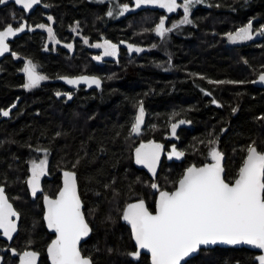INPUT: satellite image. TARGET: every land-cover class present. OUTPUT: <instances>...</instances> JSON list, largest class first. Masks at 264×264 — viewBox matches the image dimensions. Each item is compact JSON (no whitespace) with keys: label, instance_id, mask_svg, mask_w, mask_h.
Segmentation results:
<instances>
[{"label":"trees","instance_id":"1","mask_svg":"<svg viewBox=\"0 0 264 264\" xmlns=\"http://www.w3.org/2000/svg\"><path fill=\"white\" fill-rule=\"evenodd\" d=\"M49 2L60 33L67 29L69 35L73 27L94 41L101 31L121 50L115 64L108 60L101 68L78 51L74 55L47 53L40 49L41 40L35 33L14 42L12 52L19 47L27 61L41 59L51 77L89 73L103 79L101 89L79 88L66 102L54 94L70 90L53 82L55 78L25 94L19 89L25 78L15 72L12 53L1 62L0 109L18 98L11 116L0 120V184L21 215L13 249L17 253L35 250L40 254L38 264H49L45 250L50 235L44 225L41 197L31 201L25 182L29 163L44 157L43 152L35 151L41 147L50 153L43 194L55 195L61 186V171L73 170L76 164L85 214L94 209L95 216L86 214L92 231L84 242L83 254L91 255L94 264H150L145 254L139 261L127 255L134 246L129 228L119 218L123 206L147 195L140 179L147 178V172L133 164V139L137 137L129 138V130L134 112L142 101L145 122L138 138L144 136L146 142L153 138L164 143L165 149L171 123L190 121L177 127L174 140L185 155L171 162L163 158L158 168L156 175L163 177V185L176 182L188 166L204 163L209 140L218 141V150L226 155L227 178L233 179L246 155L244 149L253 141L264 147V90L252 83L264 72V38L260 46L231 47L220 35L251 18L257 19L255 26L264 24V0H203L192 8L193 24L182 25L176 28L178 32L173 30L163 38L154 31L158 12L139 10L107 18L102 5L90 0ZM10 20L6 6L0 8V28ZM129 44L143 51H129ZM209 80L244 83L216 85ZM27 241L32 248H24ZM5 245L0 239L2 264L16 261L5 252ZM255 255L245 248L214 247L201 250L187 264H255Z\"/></svg>","mask_w":264,"mask_h":264},{"label":"snow or ice","instance_id":"2","mask_svg":"<svg viewBox=\"0 0 264 264\" xmlns=\"http://www.w3.org/2000/svg\"><path fill=\"white\" fill-rule=\"evenodd\" d=\"M203 0H183L179 4L177 0H135V7L153 4L166 9L168 13L175 12L178 8L183 9L180 20L174 21L171 28L166 27L167 17L161 16L154 31L161 37L181 25L193 24L190 18L192 8ZM8 0H0V5L7 4ZM16 5H22L24 9H33L40 0H14ZM130 10L127 3L121 4L114 9H109L107 15L112 17L114 12L119 15ZM48 20L54 18L48 16ZM26 22L20 23L19 27H13L8 23L0 30V55L10 50L8 38L16 36L25 30ZM37 28H46L48 38L55 40L54 29L50 25L38 24ZM229 41H251L255 36L264 37V24L258 29L253 27V20L237 28L235 32L226 33ZM59 41H57L58 43ZM87 43V38H85ZM123 43V41L121 42ZM103 48V56H116L118 45L105 40L103 43L94 45ZM72 48V44L67 45ZM155 47V45H153ZM129 51L141 52L142 48L128 45ZM13 56L17 53L13 52ZM102 56L95 57L101 60ZM22 71L27 76L25 89L38 87L41 81L48 79L36 71V65L28 60ZM70 85H80L84 82L89 87L101 86V79L95 76H79L75 78L63 77ZM259 82H264V72L258 77ZM257 81H252L256 83ZM210 84L244 83V81H212ZM211 96V92L205 93ZM59 96L60 93H57ZM71 99V93H67ZM212 103L216 104L215 99ZM15 107V105H13ZM236 109H233L235 112ZM0 114L8 117L10 110L0 109ZM145 109L143 102L139 103L138 113L131 124L129 135H139L144 124ZM190 121L179 120L171 123V134L176 136V129L180 124ZM57 136L61 133L57 132ZM203 143V142H202ZM208 156L211 163L202 166L192 164L185 169L179 180L174 184L173 190L161 189L159 184L152 183L151 187L158 190L159 195L155 200L154 211H150L146 202L138 198L135 202L127 203L122 210V219L131 226V235L135 241L136 251L127 253L133 260L139 261L141 250H147L151 254V264H187L185 258L196 252L201 246L224 243L228 245H250L262 250V254L254 257L258 264H264V148L258 146L255 141L249 144L244 151L241 165L236 176L229 180L226 170L222 165L223 153L216 145L218 141L209 140ZM164 146L155 141L140 143L135 148L136 164L145 165L149 171L156 175L157 165L160 162L161 152ZM37 152H43L44 158L30 162L31 175L27 180L31 188L32 196L43 192L41 177L48 172L49 149L38 147ZM184 152L172 146L169 159L173 156L183 157ZM79 160H77V164ZM63 171V186L59 189L55 198L44 194L43 200L46 206L44 219L47 227L55 234L47 246V254L51 264H94L91 255H84L81 249V241L88 237L92 228L85 214V205L78 191L77 173L74 170ZM107 187V185L105 186ZM20 213L16 211L6 194L4 185H0V229L3 236L9 240L17 232V221ZM111 219V217H109ZM31 243V241H29ZM13 254L16 249H11ZM19 264H37L40 255L37 251L24 250L19 253ZM2 259V258H0Z\"/></svg>","mask_w":264,"mask_h":264},{"label":"flooded vegetation","instance_id":"3","mask_svg":"<svg viewBox=\"0 0 264 264\" xmlns=\"http://www.w3.org/2000/svg\"><path fill=\"white\" fill-rule=\"evenodd\" d=\"M50 0H40V3L38 4V5H35L34 7H33V9H32V11L30 12V14H27V10L26 9H24V8H19L18 7V5H16L15 3H10V4H8V5H6V8L8 7H14L15 9H17L19 12H20V14L23 16L22 17V22L23 21H27L28 23H27V32L26 33H24L23 35H21L20 37H18V38H16L14 41H12L11 43H10V46L14 43V42H16V41H18L22 36H24V35H26V34H33V33H35L36 35H37V37L41 40V42H40V44H39V47H40V49H42V50H45V51H47V53H51V54H56L58 51H63L64 52V54H67L68 52H70V54L71 55H74L75 54V52L76 51H78V49H79V42H78V40H76L78 43L76 44V42L74 41V40H71V41H69L65 36H60V35H58L59 34V31L58 30H56V27H55V14H54V12H53V9H52V6H51V4H50V2H49ZM94 2V1H93ZM116 2V1H115ZM179 4H180V2H181V0H178L177 1ZM95 4H101L102 5V7H103V14H104V16L105 17H107V18H117L115 15H116V12H114V15L112 16V17H109L108 15H107V12L109 11V9H114L113 8V6H112V4H114V3H112L110 0L109 1H107V0H103V1H100V2H94ZM117 3L118 4H124V3H121L119 0H117ZM116 3V4H117ZM130 3H131V6H132V10L131 11H128V13H130V12H132V11H138V8H136L135 7V5L131 2V0H130ZM149 11H153V10H149ZM154 12H158V14H159V16H165V17H167V18H170V17H173V16H176V15H178L179 13H180V9L178 8L177 9V11L175 12L176 14L174 15V14H166V13H164V12H160V11H154ZM13 17H15V14H13L12 15ZM48 16H52L53 18H54V20H52V21H49L48 20ZM121 17V16H120ZM29 20V21H28ZM32 20H34L35 21V23H31L32 22ZM251 20H253V27H254V23H255V20H257L256 18H251ZM22 22H20V23H22ZM248 22V21H247ZM247 22L245 23V24H247ZM20 23L19 24H17L16 26H14V27H19V25H20ZM35 24H46V25H50L53 29H54V32H55V36H56V39L55 40H50L49 38H48V33H47V29L46 28H44V29H42V28H39V29H34L33 28V25H35ZM244 24V25H245ZM241 26H243V25H241ZM240 26V27H241ZM29 27V28H28ZM255 28V27H254ZM256 29V28H255ZM45 36V38H43L42 36ZM255 37H258V36H255ZM260 39L262 38L261 36L259 37ZM77 39V38H76ZM57 41H59L58 43H57ZM108 41H110V40H108ZM253 41H255V39L253 38V40H251V41H246V43H250V42H253ZM68 44H72L73 45V47L72 48H68L67 47V45ZM20 44L18 43V46H19ZM238 45H240V44H238ZM248 45H250V44H247L246 46H248ZM12 48V47H11ZM120 50H121V48L120 47H118V50H117V54H119L120 53ZM88 51H93L92 49H89L88 48ZM11 53H13L12 52V50H11ZM15 53H17V56L16 57H14L12 60H13V62L15 63V72L19 75V74H22L23 76H24V78H25V81L27 80V76H26V74L22 71V69H23V67H24V65L27 63V61L25 62V61H22L21 60V52H20V49H19V47H18V51H16ZM117 56V55H116ZM116 56H113V57H111V59L110 58H108V59H105L104 61H107V60H115L116 59ZM4 59V58H3ZM3 59H1L0 60V74H1V72H2V69H3V66H2V61H3ZM32 62H33V64L34 65H36V71L38 72V73H40V74H42V75H45V76H47L48 78H58V77H60V76H64V75H55L54 77H51V75H49L48 74V72L46 71V69L44 68V66L42 65V61H41V59H38V58H32V59H30ZM87 74H89V73H87ZM91 75H94V74H91ZM24 81V82H25ZM48 82V81H47ZM53 82H54V80H53ZM64 86V85H63ZM66 87V86H65ZM74 91H76V90H70V92H71V96H72V92H74ZM17 99L9 106V107H7L6 109H2V110H7V109H10V115H11V111L14 109V107H13V105H15L16 106V103H17ZM143 126H144V124H143ZM143 128V127H142ZM165 151L168 153V150H167V148L165 149ZM168 155H166L165 157H167ZM169 160V159H168ZM201 165V164H200ZM139 166V165H138ZM141 167V166H140ZM143 168V167H142ZM145 170V169H144ZM158 171V170H157ZM145 172H147V170H145ZM157 173V172H156ZM147 174L149 175V176H151V178H153V179H155L154 178V176L153 175H151L149 172H147ZM43 178L45 179V178H48L49 179V175L48 174H46L45 176H43ZM154 183H156V182H154ZM153 189V188H152ZM171 190H173V189H171ZM58 192V191H57ZM57 192H56V194H57ZM56 194L55 195H50V196H52V197H55L56 196ZM152 194H153V196L151 197V196H148V195H146V196H142L141 198L142 199H144L145 200V202H146V204H147V206L149 207V209H150V211H154V204H155V200H156V196H157V194H158V190H156V189H153V191H152ZM136 201V200H135ZM41 202H42V199H41ZM42 209H43V207H42ZM121 217H122V215H121ZM122 222V221H121ZM45 225V224H44ZM45 228H46V226H45ZM46 230H47V228H46ZM130 230V229H129ZM47 232H48V234L50 235L49 237H50V241L48 242V244L53 240V238L55 237V235L53 234V233H51V232H49L48 230H47ZM130 235H131V233H130ZM1 239V238H0ZM132 239V238H131ZM85 242V241H84ZM84 242H82L81 243V249L83 250V247H84ZM133 243V242H132ZM48 244H47V246H48ZM133 246H134V244H133ZM12 248H14L13 247V245H12V243L11 244H7L6 243V245H5V252H12L11 251V249ZM46 249H47V247H46ZM35 251V250H34ZM134 251H135V247H134ZM130 252H132V251H130ZM19 253H17V255L15 256H12L13 258H16L17 260H16V262H17V264H19V255H18ZM45 254H46V250H45ZM47 256V255H46ZM49 262V261H48Z\"/></svg>","mask_w":264,"mask_h":264},{"label":"rangeland","instance_id":"4","mask_svg":"<svg viewBox=\"0 0 264 264\" xmlns=\"http://www.w3.org/2000/svg\"><path fill=\"white\" fill-rule=\"evenodd\" d=\"M90 1H94V2H100V1H103V0H90ZM105 1V0H104ZM107 1H109V0H107ZM112 3H114V4H112V6H113V8H116V7H118L119 5H121V4H118L117 3V0H110ZM116 1V2H115ZM181 2L183 3V0H181ZM180 2V4H182ZM117 3V4H116ZM127 4H129L130 5V10L129 11H131L132 10V6H131V3H130V0L128 1V2H126ZM7 9V14H8V17L9 18H12L13 20H10L11 21V24H14V23H16V24H19L20 22H22L21 20H22V15L20 14V12L18 13L17 11H16V9L14 8V7H9V8H6ZM180 9V13L178 14V15H176V16H173V17H170V18H167L166 19V27H169V28H171V26H172V23L174 22V21H178V20H180L181 18H182V16H183V9L182 8H179ZM139 11V10H138ZM134 12H136V11H132V12H130V13H134ZM13 14H15V17H13L12 15ZM127 14H129L128 12H126V13H124V15H127ZM176 13H174V15H175ZM116 17H120V16H123V15H119L117 12H116V15H115ZM160 17L161 16H159V19H160ZM159 19H158V21H159ZM9 21V22H10ZM169 21H171L168 25H167V23L169 22ZM32 24L33 23H35V21L34 20H32V22H31ZM159 23V22H158ZM255 24H256V20H255V23H254V27L256 28V29H258L259 27H260V25H257V26H255ZM36 25H38V24H35V25H33V28L34 29H39V28H37L36 27ZM182 26V25H181ZM181 26H179V27H181ZM240 27V26H239ZM239 27H237V28H239ZM237 28H235L233 31H229V32H235V30L237 29ZM56 30H58L57 28H56ZM70 34L68 35V33L66 32L67 31V29H66V31H63L62 33H60L59 32V34L58 35H62V36H65L67 39L68 38H71L69 41H71V40H74L75 42H76V44L78 43L79 44V49H78V52L80 53V54H83V55H86L87 57H88V59H90L94 64H95V66H97V67H101V68H103V67H106V65L108 64L107 63V61H104L105 59H108V58H110L111 59V57H113V56H103V48H97V47H95L94 45H96L97 43H103L105 40H108L107 38H106V35H105V33H102L101 31H99L98 32V34L96 35V37H95V39H94V41H91V39H90V37L89 36H87V35H84L83 34V32L82 31H79V30H75L73 27H71L70 28ZM173 30H175V31H177L178 32V30H176V29H173ZM229 32H223V34H221L220 36H221V38L224 40V43L227 45V46H231V47H240V46H246L247 44H250V45H255V46H260V44L262 43V40H263V38L264 37H262V39H260L259 37L260 36H258V37H254V39H255V41H253V42H250V43H246V41H237V42H231V41H229L228 40V38H227V36H226V33H229ZM168 34V33H167ZM70 36V37H69ZM43 38H45V36L43 35L42 36ZM77 38V39H76ZM85 38H87V43H85ZM76 40H78V42L76 41ZM113 44H117V43H113ZM238 44H240V45H238ZM88 48L89 49H92L93 51H88ZM97 56H102L103 58L101 59V60H96L95 59V57H97ZM14 57H16V56H13V58ZM117 58H118V54H117V56H116V59L115 60H110V61H114V63L113 64H115V62L117 61ZM21 60L22 61H27V58H24L22 55H21ZM89 64V63H88ZM257 77V76H256ZM49 79H46V80H43V81H41V83H40V85L41 84H43V83H45V82H47ZM51 80V79H50ZM27 82V80L23 83V85L25 84ZM23 85H21L20 87H19V89H21L25 94H28V93H30V92H32V91H34L36 88H38V87H35V88H33V89H25L24 87H23ZM57 93H60V95L58 96L57 95ZM57 93H55L54 94V96H56L57 98H64L65 99V102L67 101V100H69V97H68V95H66L67 93H71V92H57ZM73 94V93H72ZM17 100H18V98H17ZM7 110H10V109H7ZM135 114H137L138 113V109L134 112ZM11 115L9 114V116L8 117H4L2 114H0V120L1 119H8L9 117H10ZM79 116H77L76 118H78ZM62 122L63 123H65L64 121H63V118H62ZM131 128V127H130ZM157 129H158V127L156 126V127H154V129H153V132H156L157 131ZM130 131V130H129ZM142 132V131H141ZM132 136H134V137H137V139H133V144L135 145L134 146V148H136L138 145H140V143H142V142H146V141H144L143 140V138H144V136L142 137H139L138 138V136L137 135H129V138H131ZM167 136H168V144H167V146H166V148H167V150H168V153H167V157H164V159L166 160V159H169V153L171 152V150H172V146L173 145H175L174 143H175V139H176V137L175 136H173L172 134H167ZM154 141L153 140V138H150L148 141ZM161 144H164V143H162L161 142ZM166 144V143H165ZM216 147L217 148H219L220 149V147L218 146V144L216 145ZM178 150V149H177ZM209 152V151H208ZM208 154V153H207ZM133 155V154H132ZM44 158V157H43ZM43 158H41V159H43ZM181 157H175V156H173L171 159H169V161L171 162V160L172 159H180ZM35 160H37V161H39L40 159H35ZM134 160V159H133ZM210 161V156H208L207 158H206V160H205V162H209ZM168 163V164H171V163ZM204 162V163H205ZM242 162V161H241ZM30 164V163H29ZM133 164L135 165V167L136 168H138V169H141L140 167H138V164H136V162L135 161H133ZM161 164V163H160ZM203 164V163H202ZM30 167H31V164H30V166H29V172L27 173V176H26V179H25V182H26V184L28 185V183H27V180H28V178L30 177V175H31V172H30ZM184 171V170H183ZM237 171H238V169H237ZM183 173V172H182ZM236 174H237V172H236ZM182 175V174H181ZM147 178H140L141 179V181L143 182V184L146 186L145 188H147V190H145V192H146V194L148 195V196H153V194H152V191H153V189H152V187H151V184L152 183H154V182H156L157 184H159L160 185V187H161V189H166V188H168V189H173L174 188V184L179 180V178L181 177H179L177 180H176V182L175 181H173V182H171V181H169V182H165V184L163 185V181H165L164 179H162L163 177L160 175V177H159V175H156L155 176V179H153V178H151V176H149L148 174H147ZM236 176V175H235ZM234 176V177H235ZM233 177V178H234ZM29 186V185H28ZM28 194H29V197H30V200L32 201V200H34L35 198H38V197H41V199L43 198V195L44 194H37L35 197H33L32 196V193H31V190L30 189H28ZM15 197V199L17 200V198H16V196H14ZM142 196H140L139 198H141ZM127 201H125V203H126ZM123 208H124V206H123ZM123 208H121V211H119V218H120V221H121V215H122V210H123ZM94 209H92V211H93ZM92 211H89V210H87V212H86V214L88 215V216H91V215H93V213H92ZM93 216H95V215H93ZM93 216H92V218H93ZM33 247V245H32V243H29V241H27V245H25L24 246V248L25 249H28V248H32ZM1 255V254H0ZM13 260V259H12ZM12 260H8V263L7 264H17V262L16 261H12Z\"/></svg>","mask_w":264,"mask_h":264},{"label":"water","instance_id":"5","mask_svg":"<svg viewBox=\"0 0 264 264\" xmlns=\"http://www.w3.org/2000/svg\"><path fill=\"white\" fill-rule=\"evenodd\" d=\"M177 1H178V0H177ZM131 2L135 5V0H131ZM10 3H14V0H8V3H7V4L0 5V8H3V7H5L6 5H8V4H10ZM18 7H19V8H23L22 5H18ZM138 10H140V11H143V10H153V11L164 12V13H166V14H174V13L177 11V10H176V11L173 12V13H168L166 9L160 8L158 5H153V4L141 5V6L138 8ZM31 11H32V9L27 10V14H30ZM23 22H26L25 30L22 31V32L17 33L16 36H13V37H9V38H8V43H9V48H10V50H9L8 52L4 53L3 55H0V60L3 59V58L6 57V56H9V55L11 54V46H10V43H11L12 41H14L16 38L20 37L21 35H23L24 33L27 32V21L25 20V21H23ZM23 22H22V23H23ZM13 27H14V26H13ZM3 28H4V27H3ZM3 28H0V30H2ZM259 75H260V74H258L257 77H256L255 80H254V81H257V82H256V83H253V84H254L256 87L261 88V89L264 90V82H259V80H258ZM79 76H90V77H91V76H95V77H99L98 75H91V74L64 75V76H60V77H58V78H55V79H54V82H56V83H60V84H62V85H64V86H66V88H68L69 90H77V89H79V88H85L86 90H93V89L98 90V89H101L102 84H103V79H102L101 77H99V78L101 79V86H100V87H97V86H95V85H92L91 87H89V86H88L87 84H85L84 82H81L80 85H78V86H76V85H70V84L67 83V81H66L65 79H62L63 77L75 78V77H79ZM142 127H143V125H142ZM142 143H147V142H142ZM157 143H158V142H157ZM159 144H160V143H159ZM163 146H164V145H163ZM137 147H139V145H138ZM263 148H264V147H263ZM220 152H221V151H220ZM221 153H223V152H221ZM166 155H167V152L165 151V146H164L163 151L161 152L160 162H159V164L157 165L156 172H157V170H158V168H159V166H160V163H161L162 159H163ZM133 159L135 160V150H134V152H133ZM225 161H226V155L223 153V160H222L221 163H222V165H223L224 168H225ZM211 162H212V161H211V158H210V161H209V162H205V163H211ZM205 163H203V164H205ZM203 164H201V165H197V166H202ZM138 165L141 166V167H143L145 170H147V172H149L151 175H153L145 165H140V164H138ZM188 167H189V166H188ZM63 171H64V170H62V171H61V174H60V180H61V186H60V188L63 186ZM184 171H185V170H184ZM43 180H44V178L41 177L40 184H41V188H42V189H43V187H42V185H43ZM77 184H78V182H77ZM0 185H1V184H0ZM29 189L31 190L30 186H29ZM58 191H59V190H58ZM78 191H79V187H78ZM57 193H58V192H57ZM6 194H7V193H6ZM37 194H43V192H38ZM56 195H57V194H56ZM158 195H159V192H158L156 198L158 197ZM43 196H44V195H43ZM53 198H55V197H53ZM9 200H10V198H9ZM10 202L13 204V202H12L11 200H10ZM133 202H135V201H133ZM130 203H131V202H130ZM146 205H147V204H146ZM13 206H14V204H13ZM42 207H43V220H44L45 226H46V228H47V230H48L49 232H51V233L54 234L53 230H52V229H49V228L47 227V222H46V220L44 219V216H45V213H46V206H45V204H44V200H43V198H42ZM14 208H15V206H14ZM154 208H155V204H154ZM15 209H16V208H15ZM149 210H150V209H149ZM16 211H17V209H16ZM20 218H21V215H20ZM121 221H122V223H124V224L130 229V233H131V226H130V224H128V222L124 221V220L122 219V217H121ZM19 224H20V219L17 221V232L13 234V238H12L11 240H9L7 237H4V236H3V230H2V229H0V238H1L3 241H5L7 244H11V243L13 242L14 238L16 237V235L18 234V231H19ZM90 234H91V233H90ZM90 234H89V236H90ZM54 235H55V234H54ZM89 236H88V237H85V238L81 241V243L84 242V241H86V240L89 238ZM131 238H132V235H131ZM53 239H55V237H54ZM132 242H133L134 247H135V241H134L133 238H132ZM214 247H222V248H245V249H248V250H251V251L255 252L256 255H255L254 257H256L257 255L262 254V250L256 249V248H254L253 246H250V245H243V244H242V245H228V244H224V243H217V244H215V245L201 246V248H200L199 250H197L196 252L190 254V256L187 257V258H185V259L188 261L189 259H191V258L197 256L201 250L212 249V248H214ZM12 249H13V248H12ZM136 250H137V249H136V247H135V251H136ZM16 253H17V251H16ZM11 254H12V256H14V255L16 256V255H17V254H13V252H11ZM142 254H145V255L148 256V258H149V262H150V264H151V254H150V252H148V251L145 249V250H141V255H142ZM46 255H47V258H48L49 264H51V260H50V258L48 257V254H47V249H46ZM0 258H2V259H0V264H2L3 257L0 255ZM39 259H40V255H39L38 258H37V264H38V262H39ZM131 259L133 260L132 257H131ZM253 261L255 262V264H258V261H255L254 258H253ZM182 264H183V261H182Z\"/></svg>","mask_w":264,"mask_h":264},{"label":"bare ground","instance_id":"6","mask_svg":"<svg viewBox=\"0 0 264 264\" xmlns=\"http://www.w3.org/2000/svg\"><path fill=\"white\" fill-rule=\"evenodd\" d=\"M182 3V2H181Z\"/></svg>","mask_w":264,"mask_h":264}]
</instances>
